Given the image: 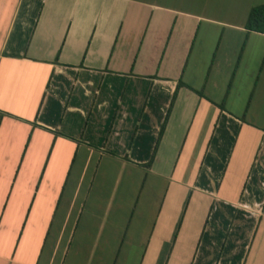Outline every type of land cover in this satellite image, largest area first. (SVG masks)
Listing matches in <instances>:
<instances>
[{"label": "crops", "instance_id": "0c3cea01", "mask_svg": "<svg viewBox=\"0 0 264 264\" xmlns=\"http://www.w3.org/2000/svg\"><path fill=\"white\" fill-rule=\"evenodd\" d=\"M259 5L0 0V264H264Z\"/></svg>", "mask_w": 264, "mask_h": 264}, {"label": "trees", "instance_id": "16d2710c", "mask_svg": "<svg viewBox=\"0 0 264 264\" xmlns=\"http://www.w3.org/2000/svg\"><path fill=\"white\" fill-rule=\"evenodd\" d=\"M247 26L250 30L264 33V5H259L250 11Z\"/></svg>", "mask_w": 264, "mask_h": 264}, {"label": "rangeland", "instance_id": "374dc122", "mask_svg": "<svg viewBox=\"0 0 264 264\" xmlns=\"http://www.w3.org/2000/svg\"><path fill=\"white\" fill-rule=\"evenodd\" d=\"M243 223V222H242ZM242 223H239L238 225H240V227L239 226H237V227H235V228H237V230L239 229V231H242V232H244V229L246 230V227H242ZM236 230V229H235ZM258 237H259V234L257 235ZM257 237V238H258ZM22 243V242H21Z\"/></svg>", "mask_w": 264, "mask_h": 264}]
</instances>
